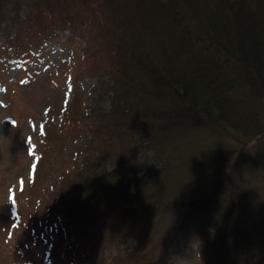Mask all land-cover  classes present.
I'll return each mask as SVG.
<instances>
[{"label":"trees","instance_id":"1","mask_svg":"<svg viewBox=\"0 0 264 264\" xmlns=\"http://www.w3.org/2000/svg\"><path fill=\"white\" fill-rule=\"evenodd\" d=\"M59 29L72 98L31 144L0 264H40L42 244L49 264H172L192 240L197 264H264V0H0L7 102ZM86 76L108 80L105 112ZM140 148L159 169L138 175Z\"/></svg>","mask_w":264,"mask_h":264},{"label":"rangeland","instance_id":"2","mask_svg":"<svg viewBox=\"0 0 264 264\" xmlns=\"http://www.w3.org/2000/svg\"><path fill=\"white\" fill-rule=\"evenodd\" d=\"M22 14L25 13L23 8ZM67 30L55 31L53 38L46 40L42 52L32 66L30 75L25 76L20 85L21 92L12 104L4 97L5 82L19 77L20 64L16 59L5 60L0 70V225L8 223L12 208V194L22 182L27 181L32 169L31 144L41 137L46 114L52 117L60 115L72 98L73 84L65 74L66 65L72 56L71 49L63 40ZM76 53L81 54L82 43L74 41ZM2 38L0 37V46ZM1 57V56H0ZM2 58V57H1ZM1 62V61H0ZM97 77L86 76L76 82L81 92L83 104L89 113L105 112L109 107V82H97ZM75 87V84H74ZM21 110L23 117L15 122L13 111ZM30 140V141H29ZM32 140V141H31ZM78 140L69 143L64 153L54 160L55 165L67 166L75 162ZM152 151L140 148L136 154L138 175H142L146 168L159 169L157 163L151 159ZM110 166V165H108ZM110 169V168H108ZM126 175H131L127 173ZM54 180V179H53ZM130 238H127L128 243ZM126 245V244H125ZM133 245H135L133 243ZM200 248L199 240L190 241L185 248L174 257L172 264H197ZM47 247L39 246L37 252L43 260L40 264H49L45 257ZM111 254L113 253L110 252ZM29 264V263H26ZM79 264H95L84 260Z\"/></svg>","mask_w":264,"mask_h":264}]
</instances>
